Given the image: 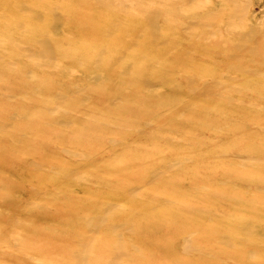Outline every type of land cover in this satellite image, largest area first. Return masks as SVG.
I'll list each match as a JSON object with an SVG mask.
<instances>
[{"label":"rangeland","instance_id":"obj_1","mask_svg":"<svg viewBox=\"0 0 264 264\" xmlns=\"http://www.w3.org/2000/svg\"><path fill=\"white\" fill-rule=\"evenodd\" d=\"M149 2L150 0L139 4L132 0H104L103 2L95 0H23L16 2L15 9L22 11V15L29 14L28 4L37 3L55 9L57 17L62 19L58 30L62 45L54 48L55 50L50 52L51 56L42 60V62L48 60V62H44L46 65L43 68H50L49 71L52 69L64 70L72 76H76V71L87 69V73H89L87 75L90 77L91 72L97 79H93L92 83L79 78H73V83L70 80L63 83L56 82L57 85L63 84L66 90L71 92L69 97L62 96L65 95L64 89L49 90L41 83L36 85L28 83V85L33 84V91L40 96V99L31 96V92L24 89H21L22 91L20 89H0V103L10 104L21 100L34 104L40 103V105L51 103L56 106L59 104L66 108L74 105V110L79 113L73 115H79L82 119L89 120L87 117L89 112L85 109L96 104L97 97L100 96L97 89L105 87L104 93L107 94L108 103L115 105L125 104L124 100L132 96L129 95V92H133V90L145 91L153 96L169 93L174 97V101L180 103L181 108L176 117L178 121H167L161 126L163 127L162 131L146 128L158 125L170 115L151 114L144 118L143 121L147 123L144 128L125 127L122 118L125 114L130 113L132 106L110 114L112 118L122 120L114 127V129L122 130L121 132L104 131L109 134L108 138L112 137V140L118 142L107 147L110 153H116L115 156L120 155L130 143H135L130 146L137 150L146 148L148 151L145 153L162 151L164 160H153L152 164H146L149 166L148 168L164 174L158 179L175 178L174 181L179 186H170L165 190L160 189V192H167L171 197L179 200L186 198L189 204L188 206L174 205L172 199L164 198L163 195H158V192H155L157 194L154 193L150 200L142 202L143 209L133 208L136 211L129 210L130 215L138 217L136 219L140 217L146 221L150 219L164 223L165 220L161 216L170 213L173 215L170 222L178 224L180 228H182L181 226L188 227V230L178 234L175 241H173L174 237L170 239V246H172L170 250L166 249V244L165 249L159 247L157 244L161 241L136 237L133 229L126 231L125 229L107 228V233L101 230L99 233H90L88 237L81 238V235L88 233L86 224L82 221H78L77 224L48 222L52 231L58 233V237L53 238L42 228L44 226L42 222L47 223V219L60 210L58 206L43 204L48 201L41 199L37 209L26 208L28 216H24L22 207L13 208L20 205V201H24L20 200L23 198L21 194L16 193L14 197H9L0 192L2 203L0 204V264H264V192L255 190V187L262 188L264 185V152L258 151L259 154L252 155L258 159L251 163L255 167V169L253 168L255 171L247 167L250 162L235 161L240 163L239 169L248 172L250 176L239 178L228 176L225 177L226 179L211 180L210 183L208 178L214 175L213 173L220 167L218 163H222L221 171H223L227 159L210 158L216 165H209L206 160L202 161L199 170H194L197 160L181 157L190 152V149L185 147L187 143L182 135L189 133L193 137L198 128L208 135L219 136L234 127V123L228 121L230 116H234L233 112L240 116L259 114L257 110L251 107H242V105L209 104L206 99L199 97L204 91H201L197 96H192L190 95L192 93L184 88V84L192 82L196 78L202 80L205 86L222 88V93L234 95L248 104H264V0H151V3ZM66 7H70L69 10ZM71 11L74 13L69 14ZM82 13L87 16V20H81ZM87 21L91 22L85 23ZM84 24L92 26L87 30L83 26ZM147 29H150V32H147ZM150 33L152 34L149 37ZM133 34L137 38L136 41L132 38ZM8 35H12V33L0 15V79L5 82L17 80L15 82L18 83L19 78L16 72L27 69L26 58L15 59L12 56L14 49L9 47L8 42L10 41L6 38ZM247 36L251 39L244 43L250 50L245 52L239 50L240 46L244 45L239 42ZM66 38L71 41H64ZM11 45L23 47L21 36H15ZM82 46H87L90 49L82 51L83 53L80 55L70 54L80 50ZM141 46L149 48L145 55L142 52L138 54L139 51H142ZM94 60L110 63L109 69H112L109 77L112 72L114 74L120 72L117 77L114 76L113 82L122 89L108 86L107 80L103 79L102 69L88 65L87 61ZM148 62L150 63L148 64ZM135 63L144 65L148 73L159 75L160 79L157 77L159 81L153 82L150 77L146 76L148 82L142 84L141 78H132L137 71L138 65ZM28 69L30 72L27 73L25 79L30 81L33 79L34 71L31 68ZM22 85L25 86V84ZM81 89L85 91L80 92ZM50 93L55 96L50 97ZM134 96L136 99L129 103L136 105V108L142 107L150 110L154 101ZM210 100L214 101L212 98ZM157 109L162 112L160 108ZM18 111H23V107ZM218 113L225 114V118L222 120L216 118L214 115ZM137 116L135 113V117H131L134 123H139ZM189 116L192 117L191 122L187 119ZM249 121H256V119H249ZM93 122L100 124L97 118ZM261 123L264 126V122ZM0 127V144L5 145L3 148L5 157L18 155L17 160L30 163L33 160H38L36 155H39L47 163L57 168V170L50 171V174L45 177L46 182H55L58 177L51 173L60 174L64 170L58 169H66L88 177L90 179L88 184L92 188V192L102 196H104L102 191L108 192L120 187L117 184H114V187L100 185L103 184V179L113 178L112 167H110L113 160L104 163L103 159L97 161L95 158L93 160L83 159L72 154L75 149L83 151L81 153L83 156L89 152V145L77 146L66 136V132L74 131L76 126L60 124L55 127L64 131H60L62 132L61 143L64 144L61 146L48 143L41 146L29 144L30 140L22 136V131L16 129L19 127L16 126V123H11L9 127L0 124ZM139 130L143 131L142 136L138 137L142 138V141L134 142L135 132ZM144 131H147L151 137L145 136ZM226 135L227 133L221 135L223 138L217 142L218 148L226 146L227 141L233 139ZM5 137L8 139L5 140ZM121 139L125 140L118 141ZM198 139L202 138L197 137ZM143 141H147L149 144L142 143ZM248 141H252V138H248ZM201 142L206 147L212 148V144L206 139H202ZM152 147L156 148L152 150ZM66 150L69 152L65 153ZM176 161H182L183 164L179 168L177 166L176 169H165ZM20 165L22 164L17 165L18 168H21ZM135 166L140 167L133 163L126 172L131 173L137 170ZM47 170V167H44V170H40V172L43 175V173H47ZM195 171L198 174L193 175ZM30 172L28 169L19 171L16 168L3 179L24 180L32 177ZM123 176L126 175L120 177ZM249 179L255 182L249 183L252 181ZM219 180H222V183L219 184ZM192 186L202 189L200 192H196ZM145 187L147 188L136 191L134 195L149 196L150 193L147 192H152L151 189L156 186L150 184ZM69 190L72 193L78 189L70 187ZM96 193L95 198L98 202H109V200L98 198ZM73 195L88 196L79 193V190ZM47 196L53 197L54 195L48 194ZM101 203H95L94 207L102 209ZM46 208L50 209L44 214L48 213V217L45 218L44 215L43 218L39 217L37 212ZM150 208L155 209L150 210ZM156 214H159L160 217H155ZM112 215L115 216L116 213L113 212ZM247 221L255 223L260 228L261 235L249 233V236L240 237L235 233L229 234L232 229L243 233L241 225L246 224ZM88 222L92 223V226L107 227L111 220L103 223L88 217ZM161 226L163 225L161 224ZM210 227H214L212 229L216 230L221 240L223 237L228 242L229 234L247 239V243L252 246L256 245L255 249L250 248L251 253L247 254L241 244H235L238 249L237 255H226L224 245L228 244L227 242L200 239L197 234L191 232L192 229L205 231ZM147 231H149L148 235L156 236V238L165 236L164 230L159 232L147 229ZM63 233L73 235L76 240ZM212 241L223 244L221 245L222 249L216 252L212 251L214 250L213 245H215ZM116 242L123 244H116ZM196 246L198 248H195Z\"/></svg>","mask_w":264,"mask_h":264},{"label":"bare ground","instance_id":"obj_2","mask_svg":"<svg viewBox=\"0 0 264 264\" xmlns=\"http://www.w3.org/2000/svg\"><path fill=\"white\" fill-rule=\"evenodd\" d=\"M23 0H0V15L2 16L4 23L9 26V29L12 33V35H8L6 38L9 39V47L14 49V52L12 56L15 59L25 57L26 61V68L25 71H17L16 74L18 76V83L13 80L9 82H5L2 79H0V89H24L30 91V95L36 98L40 99V96L35 94V91H33L34 86L33 84H43L45 88L49 90L56 91L57 89H64L65 95H62L64 97H69L71 92L66 90V87L62 85H57L56 82H68L69 80L72 82L73 78H79L80 80H84L88 83H92L95 76L92 75L90 72V77L87 75V69L76 71V76L70 75L66 71H59L57 69L50 68H43L44 65H46L44 62H48V60L42 62V60L47 59L49 56H51L50 52L54 48H58L62 45V41L59 40V27L62 24V19L60 17H57L55 13V9H50L49 7H44L42 5H39L37 3H31L28 4L27 10L29 12L28 15H22L19 10H16V2H21ZM55 1V0H53ZM95 1H101L104 0H95ZM108 1V0H107ZM136 4H139L140 2H144L147 0H132ZM167 1V0H164ZM4 2V3H3ZM151 3V0L150 2ZM68 10L70 7H66ZM74 11L69 12V14H73ZM81 20H87V16H85L83 13ZM91 21H87L85 23H90ZM78 24V23H77ZM86 27V29L91 27L92 25H83ZM88 30V29H87ZM147 32H150V29H147ZM152 33L149 34V37ZM15 36H21L23 47H16L11 45V41L14 39ZM132 35L133 40L136 41V36ZM69 39H72L69 37ZM250 37L243 38L239 43L248 42ZM64 41L70 42L71 40H68L66 38ZM89 43V42H88ZM52 45V46H51ZM218 45V44H217ZM219 46V45H218ZM216 46V47H218ZM103 48H108L107 46H102ZM90 49L87 46L80 47V50H76L70 54L74 55H80L82 54L84 50ZM142 51H139L138 54L144 53V55L149 51L148 47L141 46ZM55 50V49H54ZM239 50H244L245 52L249 51L248 47L245 45L240 46ZM255 53V52H254ZM27 54V55H26ZM43 58V59H42ZM88 65L91 67H99L102 69L103 79H106L108 82V86L111 85L112 87H116L118 89H122L118 84H114L113 79L114 76L117 77V75L120 74V72H112L111 77L110 71L112 68L109 69L110 63L108 61H98L94 60L92 62L87 61ZM146 63V62H145ZM150 62H148L149 64ZM129 65V64H127ZM135 65H138L135 63ZM147 65V64H145ZM31 68L32 71H34L33 79L28 81L25 79L27 76L28 71ZM45 70V71H44ZM31 71V72H32ZM36 72V73H35ZM10 75V72H8ZM135 78L137 79L141 78V83L146 84L148 82V77H150V80L153 82H158L160 79V76H156V74L148 73L147 69L144 68V65H138L137 71L133 74ZM224 76V74H223ZM144 77V78H143ZM159 79H158V78ZM130 81V80H127ZM16 83V84H15ZM28 83H33L32 85H28ZM18 84V85H17ZM22 84H25L22 85ZM107 86V88H108ZM57 88V89H56ZM184 88L189 92L192 93L190 95L197 96L201 93V91H204L199 97H202L206 99L207 103L209 104H215L218 103L220 106H240L242 107H251L252 109H255L259 112V114H255L253 116H240L238 113L233 112L234 116H230L228 118V121L231 123H234V127L231 130H226L225 133H227L226 137H229L230 141H227L228 143L226 146H221L218 148L217 142L220 141L223 137L221 135L211 136L208 135L205 131H202L197 128L196 135L192 137V135H189V133H186L185 135H182L185 142L187 143L185 147L187 149H190L189 153H186L182 155L181 157L184 159H194L197 163V166L194 170H199V166L201 165L202 161L208 160L209 165H216L215 162L211 161L210 158H219V159H227L226 165H224L223 171H221L222 163H218L220 167L217 168V170L213 173L214 175L209 176L208 181L210 183L211 180L214 179H226L225 177L233 176L234 178L239 177H246L250 176L248 172H243L242 169H239L240 163L236 162H243L247 161L250 162L247 167H250L251 170L255 171V167L251 164L253 161H257L258 159L253 157V154H259L262 151L264 152V126L261 122H264V104H257V105H251L246 103L245 101L239 99L238 97L234 95H228L225 93H222V88H216L214 86L207 87L203 84L202 80L193 79L192 82H187L184 84ZM87 89V88H84ZM84 89H81L80 92L85 91ZM105 89V90H104ZM99 91V97L96 100L95 105L88 106L85 111H88L89 114L87 117L89 120L82 119L79 115L75 116L73 114L79 113V111L74 110V105L69 106L66 108V106L63 105H56L54 104H34L31 102H24L19 100L15 103L10 104H2L0 103V124L1 126H11V123H16L17 127L16 129L18 131H22L24 137H26L30 142L29 144L33 145H43L45 143L53 144L57 146L64 145L61 143V133L64 132L61 129L55 128L56 126L60 124H69L71 126H76L74 131H67L66 136L68 139L76 144L77 146H83V145H89V152H87V155H82L83 151L75 149V151L72 153L74 155L79 156L83 159H90L93 160H102L105 162H108L109 160H113L112 164H110V167H112V173L113 178L109 179H103V184H100L101 186H108L111 185L114 187V184L120 185L119 188L116 190H110L108 192L102 191V195L92 192V188H90L88 182L90 179L88 177L82 176V173H75L71 172L66 169H58V170H64L60 174L51 173L54 176L58 177L55 182H46L45 177L50 174V171L57 170V168L53 165H50L45 160H43L42 156L36 155L38 157V160H33L32 162H22L18 159V155H13L12 157H5L3 154V148L5 145L0 144V192L5 193L9 197H14V194L20 193L23 198H20V205L14 206L13 208L19 209L22 207L24 216H28L25 209H37L39 201L46 200L47 203H43L46 205H56L60 208V210L56 211L53 216H50L49 219H47V223L42 222L44 226L42 227L49 236L53 238L58 237V233L52 231L51 225L48 224V222H61L62 224H77L78 221H82V223L86 224L87 227V235L83 234L80 237L84 238V236H87L94 232L99 233L101 230L104 231V233H107L108 229H117V230H123L126 231L129 230H135V236L138 238H150L153 241H161V243L157 244L159 247H165V244L167 246L166 249L170 250L172 246H170L171 241L170 239L174 237L173 241H175L176 236L183 232L184 230H188V227L181 226L179 227L178 224L170 222L173 218V215L170 213H165L161 216L165 220L164 223L156 221V220H150V219H142L139 217V219H136L138 217L131 216L129 210H134L133 208L143 209L142 202L150 200L155 192H158V195H163L164 198H168L169 200L172 199L174 205H181V206H188V201L186 198H181L180 200L174 197H171L167 192H160L161 190L168 189L171 187H178V183H175V178H161L158 179L162 175L160 172H157L153 169L148 168L149 166L146 163H151L152 161L157 160H164L162 151H155L147 152L146 148H141L139 150L133 148L130 145H134L135 143L127 144V146L123 149L122 153L118 156H115L116 153H110L108 146L114 145L118 142H115L116 140H112V137L108 138V133H106L104 130L108 131H114V132H121L122 130L114 129L119 122L122 120H116V118H112L110 114H112L114 111H120L128 106H132V110H130L129 114H125L122 123L125 124V127H142L147 125L146 122H144V118H147V116H150L151 114H162V115H170L167 119L162 120L159 122L156 126H150L146 129H152V130H158L162 131L161 127L164 125L167 121L176 122L178 121L176 117L178 116V111L180 110L181 106H179V102L174 101V97H172L169 93H162V95H155L148 94L145 91H138L133 90V92H129V95H132L128 97V99L124 100L125 104H111L108 103L107 94L104 92L106 91V88L97 89ZM214 90V91H211ZM22 91V90H21ZM208 91H211L208 93ZM208 96H205V95ZM1 95V94H0ZM138 96L142 99H147L150 101H154L151 105L150 110L142 107H137L136 105H133L129 103V101H134L136 97ZM55 95L53 93H50V97H54ZM212 98L214 101L210 100ZM40 102V101H39ZM76 103V101H75ZM23 107V111H18L19 108ZM160 108L162 112H159ZM153 109V110H152ZM152 110V111H151ZM17 112V113H15ZM209 113L208 111H205ZM15 113V114H14ZM135 113L138 115L139 123H134L133 119L131 117H135ZM206 116V115H203ZM219 120H222L225 118V114L218 113L217 115H214ZM97 118L98 121H100V124L94 123L93 120ZM255 118L256 121H249V119ZM188 121H192V117L189 116ZM142 121V122H141ZM25 125H21V124ZM229 127V126H228ZM227 127V128H228ZM1 129V127H0ZM126 129V128H124ZM62 131V132H60ZM31 132V133H30ZM146 134L145 136L151 137L148 135L147 131H144ZM143 134V131L139 130L135 132V137L133 138L134 142L136 140H140L138 137H141ZM253 136V137H251ZM197 137L206 139L207 142H210L212 144V148H208L205 145L202 144L201 140ZM248 138H252V141H248ZM5 140L8 139V137L4 138ZM125 139H121L118 141H124ZM168 140V139H167ZM142 143L149 144L147 141H143ZM156 147H152V150H154ZM214 150V151H212ZM69 151H65L67 153ZM17 154V153H16ZM191 154V157L189 155ZM151 158V160H148ZM236 161V162H235ZM133 162L135 164H138L140 167L135 166L137 170L133 172H126V170L133 165ZM21 168H18L17 165L19 164ZM126 163V164H125ZM129 163V164H128ZM182 161H176L173 162L171 166L165 167V169L172 170L180 167L182 165ZM44 167H47V173L41 174L40 170H44ZM61 167V166H59ZM17 169L19 171H24L28 169L31 171L30 173L32 177L22 179H16V180H4L3 178H6V176H9L10 172H13ZM254 168V169H253ZM116 169V170H113ZM74 173V174H73ZM198 174L197 171L193 173V175ZM42 175V176H41ZM122 175H126L123 177H120ZM253 176V175H251ZM252 180V179H249ZM255 182L254 180L250 181L249 183ZM222 183V180H219V184ZM155 184L156 187H153L151 190L149 196H144L142 194L140 195H134V193L138 190L142 191L146 189L147 185ZM137 185V186H136ZM196 185V184H194ZM199 186V185H196ZM75 187L79 190V193L87 194L88 196L80 197L75 196L73 194H76L78 190L70 192L69 188ZM262 187V186H261ZM256 191H263L264 192V185L262 188L255 187ZM192 189L196 192H200L202 188L200 187H194L192 186ZM85 191V192H84ZM95 193L98 198L109 200L108 203H101L98 202L95 198ZM48 194L54 195L53 197L47 196ZM157 194V193H155ZM58 196V197H56ZM1 200V198H0ZM95 203H101L103 207L102 209H97L94 207ZM0 204L1 201H0ZM127 209V210H125ZM155 209V208H153ZM150 208V210H153ZM50 209L46 208L43 211L37 212V215L41 218H43V215L45 214V211ZM121 212H119V211ZM18 211V210H17ZM116 213L115 216L112 215V213ZM47 215V216H46ZM44 215L45 218L48 217V213ZM155 217H160L159 214L154 215ZM29 217H35V216H29ZM88 217L94 218L96 221H101L103 223H106L107 221L111 220V223L107 226H92V223L88 222ZM129 223V226H128ZM161 224L163 226H161ZM147 227V228H146ZM214 227H210L209 229L202 231L198 229H192L191 232L197 234L200 239H206V240H216L221 242H227L223 237L221 240V237L217 235L216 230L212 229ZM147 229L150 230H156L159 232H162L164 230L165 236L163 238H156L153 235H148ZM241 231L243 233H240L235 230H231L230 233H235L238 236H249V233L251 235H261L260 228L252 222L247 221L246 224L241 225ZM61 234V233H59ZM64 234V233H63ZM228 234V244L224 245L225 249L224 252H226V255L233 254L234 256L237 255L236 252L238 249L236 248L235 244H241L244 250L248 253H251V249H255L256 245H250V243H247V239H242L234 236H230ZM66 236H71L73 240H76L75 237L71 234H64ZM172 241V244L174 246V242ZM214 242V241H212ZM214 252L220 251L222 249L223 244L214 242ZM230 243V244H229ZM78 244V243H76ZM116 244H123L116 242ZM116 246V245H115ZM101 247V246H99ZM107 248V246L105 245ZM118 247V246H116ZM102 248V247H101ZM105 248V249H106ZM120 248V247H119ZM195 248H198L196 246ZM251 248V249H250ZM262 248V246H261ZM95 249V248H93ZM165 249V248H164ZM194 249V248H192ZM190 250V249H188ZM99 251V250H98ZM192 251V250H190ZM94 252H97V250H94ZM68 253V252H67ZM122 253H124V250H122ZM127 253V252H125ZM240 253V251H239ZM192 254V253H188ZM95 256H98L95 254ZM99 257V256H98ZM96 263V261H95Z\"/></svg>","mask_w":264,"mask_h":264}]
</instances>
